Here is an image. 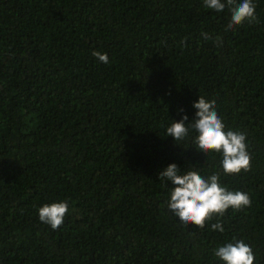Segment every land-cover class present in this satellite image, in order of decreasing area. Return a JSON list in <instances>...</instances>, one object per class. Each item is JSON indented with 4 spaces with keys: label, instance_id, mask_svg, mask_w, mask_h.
<instances>
[{
    "label": "trees",
    "instance_id": "16d2710c",
    "mask_svg": "<svg viewBox=\"0 0 264 264\" xmlns=\"http://www.w3.org/2000/svg\"><path fill=\"white\" fill-rule=\"evenodd\" d=\"M254 3L256 21L225 31L228 10L202 0H0V264H223L214 249L233 237L264 264V0ZM199 95L225 131L246 134L251 171L225 175L195 133L166 136ZM172 163L219 173L251 207L229 209L223 233L184 225L158 178ZM64 200L59 229L39 220Z\"/></svg>",
    "mask_w": 264,
    "mask_h": 264
},
{
    "label": "clouds",
    "instance_id": "9594fccd",
    "mask_svg": "<svg viewBox=\"0 0 264 264\" xmlns=\"http://www.w3.org/2000/svg\"><path fill=\"white\" fill-rule=\"evenodd\" d=\"M203 6L217 13L228 10L231 20L225 31L232 30L245 21H256L254 0H202ZM201 36L208 40L212 37L207 32ZM217 44H222V37H215ZM184 43L183 41L181 42ZM92 55L101 63H108L106 53L93 51ZM196 109L191 121L185 114L179 121L166 128V136H171L179 144L192 137L193 143L204 152L219 153L222 156L221 167L225 175H239L252 169V157L248 151L246 134L227 130L221 116L218 114L215 100H208L199 95L193 104ZM183 111L182 109L180 110ZM163 182L171 183V191L167 206L184 225H195L203 229L210 224L211 230L223 233L222 218L229 209L234 212L251 207L252 201L248 193L231 191L220 182L219 173H213L207 178L198 170L183 172L175 164H169L158 177ZM69 211L68 201L44 204L38 210L39 220L53 230L59 229ZM215 219V222L213 220ZM215 257L223 264H254L255 255L250 244L243 239L232 238L214 249Z\"/></svg>",
    "mask_w": 264,
    "mask_h": 264
}]
</instances>
